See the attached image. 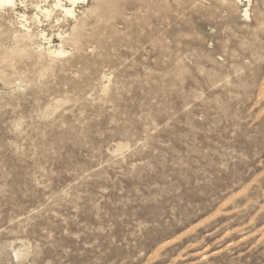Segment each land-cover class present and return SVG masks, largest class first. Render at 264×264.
<instances>
[{"label": "rangeland", "instance_id": "rangeland-1", "mask_svg": "<svg viewBox=\"0 0 264 264\" xmlns=\"http://www.w3.org/2000/svg\"><path fill=\"white\" fill-rule=\"evenodd\" d=\"M226 1L88 0L84 51L6 68L0 264H264V4Z\"/></svg>", "mask_w": 264, "mask_h": 264}, {"label": "bare ground", "instance_id": "bare-ground-1", "mask_svg": "<svg viewBox=\"0 0 264 264\" xmlns=\"http://www.w3.org/2000/svg\"><path fill=\"white\" fill-rule=\"evenodd\" d=\"M216 1L222 4L227 2L226 0ZM231 1L234 3L233 5L236 3L246 4L247 7L242 10V16L248 19L249 7L252 6L253 0ZM261 1L264 4V0ZM87 2L88 0H0V13L13 14L16 19L15 24L18 26L10 33L9 46L0 52V81L2 84L8 83L6 68L14 66L16 61L27 68L35 66L41 68L37 72L40 78L52 71L49 66L46 68L44 66L67 58L72 51H84L87 41L85 19L88 18L87 15L100 10V5H95L90 10L83 11L82 16L77 19L75 9L78 5ZM27 4L36 11L32 16L26 14ZM255 8L258 9L259 5L256 4ZM53 17L57 30L55 34H49L45 29L47 25L43 23L50 21ZM68 20H74L73 25L67 24L66 30L60 29L61 24ZM50 28L53 27L50 26ZM55 40L58 42L57 45H54ZM20 82L22 81L20 80ZM13 251L16 256L19 255L20 250Z\"/></svg>", "mask_w": 264, "mask_h": 264}]
</instances>
